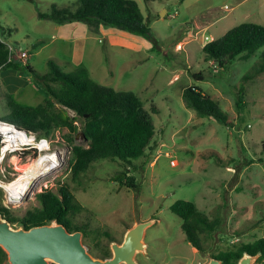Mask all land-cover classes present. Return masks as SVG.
<instances>
[{
	"label": "rangeland",
	"instance_id": "rangeland-1",
	"mask_svg": "<svg viewBox=\"0 0 264 264\" xmlns=\"http://www.w3.org/2000/svg\"><path fill=\"white\" fill-rule=\"evenodd\" d=\"M136 1L151 36L108 24L84 34L77 23L58 29L56 22L40 16L53 4L75 10L78 0H0V40L27 51V62L36 70L46 72L49 59L68 72L84 65L100 84L133 91L152 113L158 109L153 113V150L134 161L140 165L138 172L131 166L127 170L142 185L139 190L115 179L124 169L119 160H98L74 180L73 145L64 128L47 137L59 165L10 209L24 215L39 205L36 194L69 185L77 206L70 218L84 228L83 242L96 257L113 253L112 243H122L130 228L152 220L143 239L145 249L136 254L138 264H208L222 250L264 237V72L255 75L264 47L224 66L206 61L203 47L243 22L264 25V0ZM195 72H205V78H195ZM187 86L214 96L234 125L200 117L187 107L182 96ZM239 92L244 95L241 108ZM44 97L30 76L0 71V118L10 113L11 100L36 106ZM76 123L73 144L86 146ZM38 156L35 149L9 154L3 161L7 177H18ZM0 191L4 199L6 193ZM179 199L222 218L204 253L186 240L182 220L171 210ZM251 264L263 261L256 256Z\"/></svg>",
	"mask_w": 264,
	"mask_h": 264
},
{
	"label": "trees",
	"instance_id": "trees-1",
	"mask_svg": "<svg viewBox=\"0 0 264 264\" xmlns=\"http://www.w3.org/2000/svg\"><path fill=\"white\" fill-rule=\"evenodd\" d=\"M152 2L155 0H145ZM75 9L61 8L56 4L48 13L40 16L56 23L85 22L93 31L102 24L118 26L121 29L146 36L150 28L145 21L140 5L136 0H78ZM8 43L0 40V69L16 70L21 75L31 77L35 86L44 94L43 102L36 106H24L9 101L10 113L1 117L18 127L33 131L38 136L48 137L56 130L68 129L67 141L73 145L72 178L78 180L91 165L102 159L119 160L124 169L115 179L121 186L139 190L142 185L127 170L138 172L140 165L134 161L146 158L153 150L156 125L153 113L147 109L141 98L133 91L116 90L94 80L84 65L72 71L63 70L59 64L49 59L48 70L40 72L28 62L15 59L9 61ZM264 47V25L243 22L229 29L222 37L206 43L203 47L206 61L226 65L236 60L250 58ZM264 72V51L255 75ZM195 78L204 79L205 72L193 73ZM248 78V77H247ZM183 100L187 107L195 110L198 116L215 119L227 126L234 125V118L225 111L214 98L197 86L183 89ZM243 93L239 92L237 106H243ZM74 111L75 115L69 114ZM84 134L87 145L73 144V133ZM264 153V141L262 142ZM0 191V213L14 226L29 229L33 226L50 224L54 221L64 224L69 231L82 230L73 224L70 212L76 208L75 197L69 185H60L58 191L46 188L36 194L39 205L29 209L24 215L7 208L2 202ZM171 210L182 220L186 240L202 253L206 252L205 243L213 240L221 228L219 215L210 217L201 211L196 203L179 199L171 205ZM86 232V231H85ZM245 253L258 255L264 264V237L253 242L242 243L230 250H222L214 255L221 264H239ZM105 254V253H104ZM0 264H9L8 253L0 246Z\"/></svg>",
	"mask_w": 264,
	"mask_h": 264
},
{
	"label": "water",
	"instance_id": "water-1",
	"mask_svg": "<svg viewBox=\"0 0 264 264\" xmlns=\"http://www.w3.org/2000/svg\"><path fill=\"white\" fill-rule=\"evenodd\" d=\"M152 220L130 228L122 243H112V256L95 258L83 242V232L56 221L26 229L14 226L0 213V246L8 253L9 264H138L135 255L145 249L144 236ZM255 256L245 254L239 264H251ZM211 258L208 264H220Z\"/></svg>",
	"mask_w": 264,
	"mask_h": 264
},
{
	"label": "built area",
	"instance_id": "built-area-1",
	"mask_svg": "<svg viewBox=\"0 0 264 264\" xmlns=\"http://www.w3.org/2000/svg\"><path fill=\"white\" fill-rule=\"evenodd\" d=\"M205 39L210 40V37L206 36ZM7 45L10 51L9 61L18 59L24 64L27 63L29 56L27 51H20L12 44ZM6 130H8V132H4ZM28 149H35V151L39 153L38 158H40L47 152H51V145L47 137L38 136V134L33 131L18 127L16 124L0 118V189H3L6 193L3 204L7 208H10L11 205H15L16 203H21L33 186L22 197H14L12 191H8L7 186L9 183L19 180L23 175L19 174L18 177L9 179L5 173L3 161L13 152H25ZM48 173L49 172L44 173L41 177L48 175ZM39 179H37L36 183L39 182Z\"/></svg>",
	"mask_w": 264,
	"mask_h": 264
},
{
	"label": "bare ground",
	"instance_id": "bare-ground-1",
	"mask_svg": "<svg viewBox=\"0 0 264 264\" xmlns=\"http://www.w3.org/2000/svg\"><path fill=\"white\" fill-rule=\"evenodd\" d=\"M4 132H8V130ZM56 156L57 154L55 155L53 152H47L45 155L36 159L33 162L34 165H25L22 168L23 170L21 169V175L23 176H21L19 180L9 183L7 186L8 191H12L14 197H22L25 195L32 186L34 187L37 179H39L44 173L52 171L59 165Z\"/></svg>",
	"mask_w": 264,
	"mask_h": 264
},
{
	"label": "crops",
	"instance_id": "crops-1",
	"mask_svg": "<svg viewBox=\"0 0 264 264\" xmlns=\"http://www.w3.org/2000/svg\"><path fill=\"white\" fill-rule=\"evenodd\" d=\"M167 11V10H166ZM48 19V18H47ZM51 20V19H50ZM68 23V22H67ZM71 25H73L74 23H77L78 25V31L82 28V30H84V32H81V33H87V32H90V31H93L92 29H90V27L87 25V23H85V22H80V21H75V22H69ZM63 24H65V23H62V24H59V23H57L56 24V28H58V29H60L61 28V26H63ZM99 28H101V27H99ZM65 39H69L67 36H65L64 37ZM113 41H114V39H112ZM112 43V42H111ZM18 60V59H17ZM20 61V60H19ZM22 62V61H21ZM23 63V62H22ZM29 63V62H28ZM78 63H80V62H78V61H76V64H78ZM79 65V64H78ZM32 66V65H31ZM33 67V66H32ZM0 71H1V69H0ZM6 71H11V73H12V71L13 72H15L16 73V71L15 70H6ZM11 76H13V75H11ZM10 77V76H9Z\"/></svg>",
	"mask_w": 264,
	"mask_h": 264
},
{
	"label": "flooded vegetation",
	"instance_id": "flooded-vegetation-1",
	"mask_svg": "<svg viewBox=\"0 0 264 264\" xmlns=\"http://www.w3.org/2000/svg\"><path fill=\"white\" fill-rule=\"evenodd\" d=\"M91 252V251H90ZM91 254L95 257V258H99V257H96L95 256V253H93V252H91ZM245 254H248V253H245ZM244 254V255H245ZM243 255V256H244ZM112 256V253L110 252L108 255H104V256H102V258H100V259H106V258H108V257H111ZM254 256V255H253ZM256 256H258V255H256ZM255 256V257H256ZM258 258H259V256H258ZM135 259H136V255H135ZM261 260V259H260ZM137 261V260H136ZM221 261V260H220ZM240 262V261H239ZM138 263V262H137ZM52 264H55V263H52ZM123 264H125V263H123ZM221 264V263H220Z\"/></svg>",
	"mask_w": 264,
	"mask_h": 264
}]
</instances>
